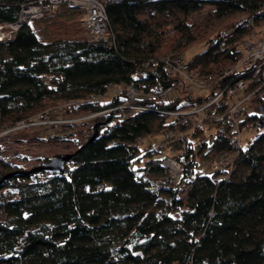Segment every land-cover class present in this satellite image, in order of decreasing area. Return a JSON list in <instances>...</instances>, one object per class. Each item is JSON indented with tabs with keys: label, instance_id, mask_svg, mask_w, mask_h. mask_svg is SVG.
Listing matches in <instances>:
<instances>
[{
	"label": "trees",
	"instance_id": "1",
	"mask_svg": "<svg viewBox=\"0 0 264 264\" xmlns=\"http://www.w3.org/2000/svg\"><path fill=\"white\" fill-rule=\"evenodd\" d=\"M34 1L0 0V24L16 22L23 6ZM207 6L208 19L227 20V30L209 36L208 26L195 35L192 17ZM106 11L113 44L43 42L30 23L0 41V133L92 94L105 96L76 110L123 104L126 88L106 95L114 85L133 82L139 89L133 103L146 107L95 119L59 173L40 165L19 168L0 148V264H264L263 128L250 146L235 150L230 171L209 175L199 173V157L233 151L238 130L226 117L196 124L192 139L186 134L174 143L182 166L178 184L162 150L140 147L145 137L177 134L195 124L160 111L203 105L208 98L180 91L153 101L149 93L156 83L183 84L169 73L167 58L187 63L200 77L231 69L220 80L224 86L252 75L237 65L253 29L249 18L255 25L264 20V0H122L106 2ZM205 40V50L182 60V48ZM138 71L146 76L134 80ZM244 109L241 129L258 127L260 115ZM212 127L208 145L203 139Z\"/></svg>",
	"mask_w": 264,
	"mask_h": 264
},
{
	"label": "built area",
	"instance_id": "2",
	"mask_svg": "<svg viewBox=\"0 0 264 264\" xmlns=\"http://www.w3.org/2000/svg\"><path fill=\"white\" fill-rule=\"evenodd\" d=\"M122 0H35L34 2L23 6L21 14L16 22H5L0 24V41L9 40L13 37L14 33L25 23H31L36 20H41L45 17L47 7H61L64 6L67 9L78 10L82 13V22L86 30L87 40L96 42H107L109 44L114 43V34L110 27L109 17L106 11V2H120ZM250 25L253 26L251 32L246 36L243 41L242 57L238 63L240 69H250L252 75L237 81L231 86H224L220 82L224 77L231 73V69L223 71L220 75H207L206 80H213L215 86L210 89V94L207 96L208 100L203 105H190L185 108L177 110H162L160 112L167 115H174L180 118L179 122H186L193 119L196 124L202 123L204 120L217 121L226 117L234 129L238 130L237 133L232 135L231 141L234 150L240 147L239 133L242 130L239 126V116L244 112V107L236 99L243 93L248 92V96L253 95L252 99H257L262 104L264 101V74L256 77V73L264 69V20L260 25H255L253 18H249ZM173 33V32H172ZM167 69L170 74L184 75V82L178 86L164 87L161 83H156L153 90L150 91L149 96L153 101L159 99H166L172 93L180 92L188 85L201 86L204 88L201 82H199V74L193 76L188 75L190 69L187 63L175 62L169 58L166 59ZM264 73V71H263ZM146 72H136L132 75L134 80L144 78ZM217 77L219 82L216 83ZM201 78V77H200ZM129 90L128 96L125 97L123 104L113 105L109 108L100 111H91L93 115L97 116L104 113H110L112 111L119 110L121 108H128L130 110L146 109V107L133 103L135 96L139 93V89L134 83L114 85L108 88L106 95L120 94L124 89ZM189 94L191 91H187ZM181 93V92H180ZM193 95V94H192ZM105 95L92 94L86 98H77L62 102L59 106L53 109H48L31 119H24L18 121L16 124L9 127V132H18L20 130L29 127H38L42 125H53V123L69 124L76 120V117L67 118L68 113L74 114L76 112L77 105L95 102L104 97ZM122 99L124 97H121ZM64 109L60 112L61 108ZM215 111L216 113H209ZM207 110V111H206ZM87 116V115H86ZM89 117V116H87ZM249 129H253V123H249L247 126ZM185 131H178L176 134L174 131H167L165 134L166 143H170L177 135L183 137ZM227 153V152H225ZM223 154V153H221ZM228 159V158H227ZM177 160V159H176ZM172 161V164H166L175 170L177 179L173 181H181L182 178V166L178 161ZM165 162V161H164ZM234 161L226 159H217L212 157L209 161L212 168L225 169L230 171L232 169Z\"/></svg>",
	"mask_w": 264,
	"mask_h": 264
},
{
	"label": "rangeland",
	"instance_id": "3",
	"mask_svg": "<svg viewBox=\"0 0 264 264\" xmlns=\"http://www.w3.org/2000/svg\"><path fill=\"white\" fill-rule=\"evenodd\" d=\"M211 7L207 6L202 12L195 14L192 17V22L194 24L193 30L195 35H198V31L211 26L209 29V36L218 33L219 31L227 30V20H211L208 19V12ZM82 13L78 10L67 9L64 6L61 7H47L45 17L41 20H36L30 23L33 30L36 32L38 38L43 42H52L54 40L59 39H85L87 40L86 30L84 28L83 22L81 20ZM212 31V32H211ZM207 36V40L210 39ZM246 37L244 38V40ZM183 43V42H182ZM180 44V43H179ZM183 46V45H181ZM207 48V42H195L188 47L182 48L181 58L183 61L187 62L193 58V56L203 51ZM171 52H174L172 50ZM176 58V57H175ZM179 59V58H178ZM222 71H216L211 73V75H220ZM194 74H198L197 71H188V75L193 76ZM210 75V74H208ZM180 77L184 80V75L180 74ZM207 75L199 77V82L202 83L204 88H199L201 86L197 85H188L186 88L181 90L182 95L189 94L187 91L193 92L194 96L203 95L204 97L209 96L210 89L215 86L213 80H206ZM184 82V81H183ZM216 83L219 82V78L217 77ZM129 94V90H127V96ZM248 92L243 93L236 100L240 102L251 114H261L260 113V103L257 99H252L253 95L248 96ZM208 100V99H206ZM207 111V110H206ZM41 113V112H40ZM38 113V114H40ZM209 113L211 110L209 109ZM37 114V115H38ZM212 114V113H211ZM89 117H87V116ZM108 113L93 115V113H89L88 111L81 110L78 108L74 114L68 113L66 115L67 118L76 117V120L69 124H61V123H53V125H42L38 127H29L18 132H9V129L0 133V148L2 151V156L16 165L19 168L30 169L32 167L43 164L50 158L56 156H63L73 151L77 142L80 140H84L87 135L92 132V124L95 119L102 118L107 116ZM206 121V120H204ZM203 121V122H204ZM210 121V120H209ZM202 122V123H203ZM207 125L206 127H208ZM194 127H196V123L193 127L189 128L182 135L189 136L191 139V133L194 131ZM260 127L255 126L253 129H249L248 127H244L240 133V147L246 148L250 146L252 140L258 133V129ZM215 127L207 128L205 130V141H207L208 145L211 142V135L215 132ZM181 138V136H176L174 140H171L170 143H166L164 134H157L154 136L145 137L142 143H140L141 148H147L150 146L156 147L159 150H162L163 156H167L165 159L164 165L168 168L169 173L171 175V181L173 183L178 184L179 181H173V179H177L175 170H172L167 164L169 160H176V150L174 146H178V144L174 145L175 141H178L177 138ZM194 142L198 141V139H193ZM197 147V144L194 145ZM236 155V151H230L227 153H218L209 155L205 158L202 156L199 157V167L198 171L202 174L213 175L217 172L216 169L212 168L209 161L212 157L217 159H226L230 162L234 160ZM228 158V159H227ZM145 161V160H143ZM142 161V162H143ZM167 162V164H166ZM181 210L174 212L173 215L179 216Z\"/></svg>",
	"mask_w": 264,
	"mask_h": 264
},
{
	"label": "water",
	"instance_id": "4",
	"mask_svg": "<svg viewBox=\"0 0 264 264\" xmlns=\"http://www.w3.org/2000/svg\"><path fill=\"white\" fill-rule=\"evenodd\" d=\"M260 119H259V127L264 129V103L260 105ZM70 154H65L63 156H56L53 158L48 159L45 161L43 164L40 165L39 169L43 170L45 172H50V173H59L61 172L68 160L70 159ZM9 177L6 176L4 179H7ZM174 264H179V263H174Z\"/></svg>",
	"mask_w": 264,
	"mask_h": 264
},
{
	"label": "bare ground",
	"instance_id": "5",
	"mask_svg": "<svg viewBox=\"0 0 264 264\" xmlns=\"http://www.w3.org/2000/svg\"><path fill=\"white\" fill-rule=\"evenodd\" d=\"M168 164H169V165L172 164V161H169Z\"/></svg>",
	"mask_w": 264,
	"mask_h": 264
}]
</instances>
